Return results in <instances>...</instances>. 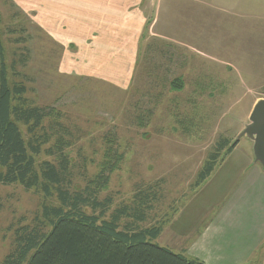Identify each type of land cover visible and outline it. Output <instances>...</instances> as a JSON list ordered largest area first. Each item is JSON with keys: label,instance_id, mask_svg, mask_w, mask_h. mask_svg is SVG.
<instances>
[{"label": "rangeland", "instance_id": "obj_1", "mask_svg": "<svg viewBox=\"0 0 264 264\" xmlns=\"http://www.w3.org/2000/svg\"><path fill=\"white\" fill-rule=\"evenodd\" d=\"M220 4L143 0L146 24L131 66L78 64L83 55L77 42L63 46L17 0H0L10 83L26 85L29 104L55 105L64 114L75 141L69 149L74 169L85 173L78 172L77 186L100 171L112 137L108 133L115 131L124 158L100 195L113 198L108 216L129 204L135 191L154 187L159 198L140 225H162L154 242L191 257L188 250L211 221L252 220L254 198L246 180L256 164L262 168L253 141L239 135L264 98V20H252L246 3L237 15ZM248 4L257 7L255 1ZM259 14L264 17V6ZM246 35L253 36L250 43L242 42ZM95 50L121 62L130 48L116 42L111 49ZM177 77L183 86L173 89ZM222 138L239 142L196 186L202 165ZM47 201L38 189L0 183V261L14 247L15 228L31 223ZM262 252L264 244L250 263L257 264Z\"/></svg>", "mask_w": 264, "mask_h": 264}, {"label": "trees", "instance_id": "obj_2", "mask_svg": "<svg viewBox=\"0 0 264 264\" xmlns=\"http://www.w3.org/2000/svg\"><path fill=\"white\" fill-rule=\"evenodd\" d=\"M182 81L173 79L172 88L182 87ZM26 93L24 83H10L0 27V183L38 189L48 200L31 223L15 228L14 247L0 264H207L184 250L154 242L162 225H140L159 198L154 187L135 191L129 204L108 216L113 198L100 195L124 158L115 131L108 133L112 137L100 171L88 177L83 187L77 186L78 172L85 173L74 169L69 149L75 141L62 121L64 114L55 105L29 104ZM238 142L222 138L216 143L196 186ZM41 155L50 158L39 160Z\"/></svg>", "mask_w": 264, "mask_h": 264}, {"label": "crops", "instance_id": "obj_3", "mask_svg": "<svg viewBox=\"0 0 264 264\" xmlns=\"http://www.w3.org/2000/svg\"><path fill=\"white\" fill-rule=\"evenodd\" d=\"M207 1L220 4L217 0ZM252 1H255L257 7L248 4L249 0L246 2L223 0L220 8L237 15L241 8L239 5L246 3L252 20L255 22L264 20V17L260 19L259 16L264 6L263 0ZM17 2L24 9H28L35 21L63 46L68 47L77 42V53L83 55L79 56L82 60H77L78 64L123 63L132 66L138 58L146 24L140 7L143 0H17ZM252 37L246 35L242 42L250 43ZM88 42L91 43L87 44ZM116 42L130 48L128 55L124 57L125 60L121 62L113 60L116 56L110 53L106 57L104 52L95 50L111 49ZM252 170L251 178L246 180L250 195L254 198L252 220L246 219L243 223L239 220L228 222L217 216L222 221L215 219L208 224L207 229L192 243L188 250L190 255L204 260L207 264L252 263L253 255L264 244V169L258 168L256 164ZM236 229L240 230V233L234 234ZM200 254L201 256H197ZM257 264H264L263 252L259 255Z\"/></svg>", "mask_w": 264, "mask_h": 264}, {"label": "water", "instance_id": "obj_4", "mask_svg": "<svg viewBox=\"0 0 264 264\" xmlns=\"http://www.w3.org/2000/svg\"><path fill=\"white\" fill-rule=\"evenodd\" d=\"M249 119L239 137L246 135L253 141L255 160L264 169V98L255 103Z\"/></svg>", "mask_w": 264, "mask_h": 264}]
</instances>
